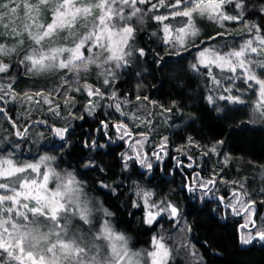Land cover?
Returning a JSON list of instances; mask_svg holds the SVG:
<instances>
[{
	"label": "trees",
	"instance_id": "obj_1",
	"mask_svg": "<svg viewBox=\"0 0 264 264\" xmlns=\"http://www.w3.org/2000/svg\"><path fill=\"white\" fill-rule=\"evenodd\" d=\"M164 3L167 5L169 0ZM242 3V22L222 21L220 24L215 18L194 13L192 23L196 32L195 35L190 33L183 46L174 39L166 43L163 24L151 18L168 14L171 9L158 6L152 10L150 5L138 4L143 10L138 14L143 17L142 22L137 17L129 21L136 29L129 42L132 56L128 57L127 64L122 63L118 68L113 64L110 71L113 76L107 77L109 85L103 84L106 77L100 73L104 71L95 67L86 72L81 70L79 75L58 67L43 71L33 69L24 56L33 48L42 47L47 51L53 41L45 38L37 45L32 38L25 37L11 52L0 53V60L10 66L8 72L0 73V83L5 88L0 92L4 97L0 100L3 110L0 112V156L11 153L14 161L28 163H38L42 156L53 157L48 163L57 173H72L85 193L99 201L87 224L71 210L68 213L72 227L89 238L99 235L107 221L115 232L127 237L131 247L147 249L153 233H166L160 229L172 228V219L161 221L160 218L152 225L144 222V205L136 195L143 187L153 192L154 198H167L179 209L181 218L192 229L189 237L199 253L198 264H264V243L255 239L244 244L239 239L241 215L234 214L217 198L192 199L185 187L187 179L191 180L197 173L199 177H214L217 192L222 197L229 195V185L240 189L243 185V192L257 207L254 228L264 227V114L247 105L220 99V93L224 92L221 83L230 74L227 69L211 67L219 81L217 84L208 75V69L192 68L199 50L226 45L233 37L248 33L250 25L259 26L262 31L258 34L264 36V0H242ZM117 8H123L125 16L128 15L126 5L117 2L113 10ZM225 11L234 15L240 9L226 5ZM51 18L48 13V23ZM181 20L178 17L164 21L172 26L173 36ZM137 49H143L144 55ZM85 82L100 88L105 95L89 97ZM113 91L118 101L111 99ZM37 92L51 94L52 105L44 103L40 96H34L32 101L25 98V94ZM210 95L212 103L208 101ZM66 98H71L68 103H65ZM37 100L40 103H36ZM89 101L97 104L92 114L88 111ZM116 102L142 121L151 120V126L141 122L137 127V121L115 112L110 105ZM55 105H59V115L49 111ZM101 120L123 121L136 135L145 133L148 149L167 137L166 156L149 171L132 160L127 161L129 167L124 168L121 154L126 144L116 138L117 132L112 127L100 131ZM64 127L68 132L61 139L54 129ZM25 128L26 133L15 134ZM93 141L97 146H90ZM214 145L219 154L210 151ZM46 170L41 167V171ZM134 204L139 206L134 207ZM96 243L105 245L107 242L98 239ZM181 262L176 258L171 264Z\"/></svg>",
	"mask_w": 264,
	"mask_h": 264
},
{
	"label": "snow or ice",
	"instance_id": "obj_2",
	"mask_svg": "<svg viewBox=\"0 0 264 264\" xmlns=\"http://www.w3.org/2000/svg\"><path fill=\"white\" fill-rule=\"evenodd\" d=\"M12 2V0H10ZM119 2L126 5L129 9L128 15L125 16L123 8L113 10V6ZM48 0H36L34 6L25 4L24 7L29 12L35 8L39 11L40 5H46ZM138 4L150 5L152 10H156L158 6H164L171 11L168 14H159L151 17L157 22L163 24V33L165 42L175 40L183 44L185 35L191 33L195 35V26L192 23L194 13H207L210 18H215L219 21L242 22L244 19V4L242 0H169L165 5L164 0H157V3H152V0H80V5L77 6L75 0H63L62 3H57L52 9V20L47 24L42 33L32 35V39L37 45L41 44L45 38L53 36L58 30L69 29L71 47H49L48 51L43 48H33L31 53L24 56V60L30 62L33 69L43 71L53 67L69 69L79 75L80 71H87L90 65H96L98 68L101 65L97 64V58L94 55H85L86 52L91 53L93 48L99 47L103 52L107 53L104 57L103 64L115 62V67H120L121 64H127L128 57L132 56V49L129 42L134 37L135 28L129 21L133 17H137L141 22L142 9L137 7ZM226 5H233L240 9V12L232 15L225 11ZM19 5L9 8L8 3L0 0V8L7 9L11 13L16 12ZM93 8L97 10L96 15L91 21V29H88L85 24V34L73 33L71 29L75 26L78 17L87 18L92 15ZM264 11V9H262ZM182 18L180 26L173 29L170 24L164 23L170 19ZM123 22V23H121ZM38 27L44 28V25ZM29 28L25 25V30ZM249 31L253 32V39H248L239 46L238 49H233L230 52L221 54L219 50L205 49L199 52L197 64L192 65V68L199 70L198 66H203L208 69V75L213 82L219 83L216 77L211 72V67L215 66L221 70L227 69L230 72H237L239 68L244 76L245 82L254 81L258 86L259 96L264 101V79L257 75V70L264 76V58L253 60L252 54L260 55L264 53V36L256 35L261 32V28L257 25H250ZM31 35V32H29ZM255 44V46H254ZM88 45V47H86ZM141 56L144 55L143 49H137ZM5 52V47L0 44V53ZM67 53V59L62 58L63 54ZM9 65L0 60V73H6L9 70ZM100 75L105 76L103 84L109 85L108 76H113L110 71L101 72ZM253 87V84H249ZM11 85L9 84V88ZM84 87L87 89L89 97L105 95L98 87H93L85 82ZM79 91V88H76ZM5 88L0 83V92H4ZM230 91V89H229ZM51 94L37 92L32 95L25 94V98L32 101L34 96L43 98V102L52 105V100L49 99ZM3 95H0V100H3ZM15 98V97H13ZM66 98L65 103L69 102ZM111 99L118 101L117 93H111ZM137 99H140L137 97ZM144 99H147L145 97ZM220 99H226L233 103H243L239 96H221ZM209 103L213 102V97L208 96ZM40 103L39 100L35 101ZM128 101H124L127 103ZM97 107L93 101H89V114H92ZM114 107L115 112L126 119L137 121V127L141 122L151 126V120L142 121V118L135 113H127L122 109L120 102L110 105ZM264 107V104L261 105ZM59 105L50 107L49 111L55 115H59L57 109ZM3 110L0 109V112ZM170 111V109H165ZM46 123V121H40ZM100 131H105L109 127L115 129L117 133H121L120 139L131 137L132 131L123 121L101 120L99 121ZM28 131L27 128L23 131H16V135H22ZM55 134L63 139L68 132L67 127L54 129ZM106 134V133H105ZM143 139L136 140L132 145L134 155L127 156L121 154L124 168H128V160L138 161L142 166L151 169L153 164L148 159L147 153H142L137 150L143 148L148 137L145 133H139ZM167 137L157 145L158 151H152L151 156L155 159H160L166 154ZM218 143H222L218 142ZM90 146H97L96 143L90 142ZM211 152L217 153V146L214 145ZM205 155L208 154L206 151ZM219 154V153H217ZM53 157L42 156L38 163L16 162L12 158L11 153L8 156H0V264H138L133 260V257L139 256V253H132L128 247V239L125 235L116 233L112 230L107 221L103 225L99 235H93L91 238L81 233L78 228L72 227V218L68 215L70 210L79 209L74 212L84 223H89V208L87 202H81L80 182L72 173H66L61 176L48 163ZM191 159V158H189ZM47 169L41 172V167ZM90 166V165H89ZM189 167L192 165L189 164ZM35 174V175H33ZM56 180L55 188H49L50 179ZM196 180H199L197 173ZM235 183V182H233ZM215 178L201 181L199 187L205 188L207 191L211 189L209 185H215ZM107 187V185H104ZM241 191H233L232 200L227 204V207L236 215L243 212H249L255 202L248 199L245 202L247 193L243 192V185L240 186ZM194 190V189H193ZM136 195L143 200V205L148 209L145 215L144 222L152 225L157 222V218L163 214H167L169 218L175 220L180 216L179 209L168 201L153 202L149 204V198L153 195L149 191L140 188ZM223 200V197H220ZM134 207L139 205L134 204ZM154 209V211H153ZM110 215V213H105ZM254 224V221H252ZM244 227H247V222ZM190 226L183 228L184 232H190ZM256 238L264 240V227L257 229L255 234H249L242 237V243L249 244ZM103 239L107 243L98 245L96 240ZM164 237L153 238L155 250L147 253L152 258L151 264H166L167 258L170 256V250L166 247ZM188 253L194 258L196 264L199 262V257L191 245L186 246Z\"/></svg>",
	"mask_w": 264,
	"mask_h": 264
},
{
	"label": "rangeland",
	"instance_id": "obj_3",
	"mask_svg": "<svg viewBox=\"0 0 264 264\" xmlns=\"http://www.w3.org/2000/svg\"><path fill=\"white\" fill-rule=\"evenodd\" d=\"M4 3L9 4V8L14 7L16 5H19V7L16 8L15 13L9 12L7 9L0 8V44H3L5 47V52H11L15 46L25 38H32V35H36L38 33H41V31H44L47 24L48 20H46V15L49 13L50 16H52V9L57 3H62L63 0H48V3L46 5H40L39 6V11H36L35 8H33L32 11H28L25 9L24 5L28 4L30 6H34L36 4V0H3ZM75 3L77 6L80 5V0H75ZM97 10L93 8L92 15L88 16L86 19L83 17H78L75 26L71 29V32L73 33H79V34H85V24H87L88 29H91V21L93 17L96 15ZM199 14V13H198ZM206 17H209L207 13L201 14ZM51 18V20H52ZM210 18V17H209ZM212 19V18H211ZM214 19V18H213ZM51 22V21H50ZM49 22V23H50ZM220 24H223L222 21H219ZM25 25H28L29 28L26 31L25 30ZM39 25H44V28L38 27ZM249 27H247L246 32L242 37H233L230 42H228L226 45L223 46H217V47H206L204 49L199 50L195 54V63L197 64L199 52L205 49H214V50H219L221 54L227 53L232 51L233 49H238L241 44H243L245 41L248 39H253V32L248 30ZM31 32V35L29 34ZM190 35L187 34L185 35L184 42L183 44H180L176 41V43L180 46H183L187 37ZM256 35H259L256 33ZM52 38L53 43L51 42V46L49 47H71V40L73 37L70 35L69 29L65 28L62 30H58L56 33L53 34V36L48 37ZM255 46V44H254ZM48 48L47 51H48ZM88 47V45H86ZM85 55H94L97 58V64L101 65V67H97L96 65H90L89 68L95 67L99 70H102L104 72L106 71H112L113 70V64L115 62H109L107 64H103L104 57L107 55V53L103 52L102 49L99 47L93 48L91 53L86 52ZM63 58L67 59V53L63 54ZM251 58L253 60H260L264 58V53H261L260 55L252 54ZM230 72V71H229ZM257 75L260 76V78L264 79V76L260 74V70H257ZM249 84H253V87H249ZM222 90L224 91L223 94L220 93L222 96H239L241 100H243V103H233L228 100L229 103L232 104H241V105H247L251 108H253L255 111H257L260 114H264V107H261L262 104H264V101L260 99L259 96V90L258 86L254 84V81H248L245 82L244 76L241 74V70L238 68L237 72L233 73L230 72V74H227L226 77H224L222 83ZM230 89V91H229ZM132 131V130H131ZM133 135L131 137H125L122 141L126 144V150L122 153L124 154L125 159L127 156L134 155L133 147L132 145L135 143L136 140L143 139L142 136L136 135L134 132H132ZM121 133H116V138L121 140L120 137ZM147 136V135H146ZM148 139L147 142L144 144L143 148L140 149L139 146L137 147V150H140L142 153H147L148 154V159L150 162L154 164L160 163L166 154L162 155L160 159H155L154 157L151 156L152 151H158L157 146L152 147L151 149H148ZM129 161V160H128ZM141 169L149 171L150 169L142 166L138 161H135ZM43 172V171H41ZM66 173H69V171L61 172V176H64ZM35 175V174H33ZM197 175V174H196ZM194 175L193 179V184L199 185L201 181L208 180L209 178L213 177H207V176H200L199 180H196ZM74 176V175H73ZM56 184V180L54 181H49V188L54 189ZM191 183H186L185 185H190ZM81 187V186H80ZM211 190L207 192L205 188H200L198 190H195L197 194V198L202 199L203 197L207 196H217L220 195L222 197V194L217 192L216 184L215 185H209L208 186ZM145 191H148L147 189L141 187ZM82 191L80 194V200L81 202H87V207L89 208V215L91 212L96 211L97 206L99 204V201L95 197H91L90 195H87L83 188L81 187ZM140 189V188H139ZM229 195L227 197H223L224 199L221 200L223 203L226 205L232 200V193L233 191H241L239 187L229 185ZM3 190H0L2 192ZM151 192V191H149ZM153 194V192H151ZM195 196V195H194ZM196 198V199H197ZM141 203L143 204V200L139 197ZM249 197H245V202ZM168 201L175 205L172 201H170L167 198H163L162 196H158L157 198H154V195H152L149 198V204L156 202L159 203L160 201ZM96 206V207H95ZM176 206V205H175ZM255 203L252 205V209L249 210V212H243L242 216V224L240 226V232H241V238L246 237L247 235L255 234L256 230L255 228H251L252 226V221H254V217L252 219V216L255 214ZM144 218L146 215V212L148 209L144 207ZM73 213L78 212L79 209H73L71 210ZM154 211V209H153ZM232 211V210H231ZM161 218L162 220H168L172 219L167 216V214H163L162 216L157 218L158 223ZM173 222V227L170 228L168 227H163V229L166 233L164 232H158V233H153L152 238L149 243V247L146 249V247L143 248H134L131 247L129 242H128V247L130 249V252L132 253H139V256L133 257L134 261H137L138 264H151L152 258L147 255V253L152 252L155 250L154 244H153V238H160L161 236L164 237V243L166 247L170 250V256L167 258L166 264H171V261H173L176 258H180L182 262L180 264H195V260L193 257H191L188 253V248L186 247L187 245H191L192 248L195 250L199 257V253L195 247V245L191 242L190 237H189V232H184L183 228L186 227V222L181 218V216L172 219ZM247 222V227H244L245 223ZM177 225V224H179ZM110 227L113 230V227L111 224L108 222ZM162 224V223H161ZM164 224V223H163ZM104 225V224H103ZM170 228V229H169ZM114 231V230H113ZM115 232V231H114ZM117 233V232H116ZM242 242V239H241ZM245 244V243H244ZM200 258V257H199ZM179 264V263H178Z\"/></svg>",
	"mask_w": 264,
	"mask_h": 264
},
{
	"label": "flooded vegetation",
	"instance_id": "obj_4",
	"mask_svg": "<svg viewBox=\"0 0 264 264\" xmlns=\"http://www.w3.org/2000/svg\"><path fill=\"white\" fill-rule=\"evenodd\" d=\"M192 166H193V164H192ZM195 173H193L192 174V176L194 175ZM194 177V176H193ZM193 177H192V179H193ZM189 180V179H187V182L186 183H191L190 185H185V187H186V189L190 192V194L192 195V199H196L197 198V194L195 193L196 191L195 190H198V189H200L201 187H199V185H196V184H193V180ZM194 189V190H193ZM207 192H209V191H207ZM195 195V196H194ZM218 196V197H217ZM217 196H205V197H207V198H210V199H216L217 198V200H218V202L220 203V204H223V205H225V206H227L225 203H223L222 201H221V199H220V195H217ZM257 208V207H256ZM256 211H257V209H256ZM256 211H255V213H256ZM243 214V213H242ZM242 214H240V215H242ZM255 215V214H254ZM254 217V216H253ZM241 224H242V222L239 224V228H240V226H241ZM255 227V221H254V224H252V226H251V228H254ZM257 239V238H256Z\"/></svg>",
	"mask_w": 264,
	"mask_h": 264
},
{
	"label": "water",
	"instance_id": "obj_5",
	"mask_svg": "<svg viewBox=\"0 0 264 264\" xmlns=\"http://www.w3.org/2000/svg\"><path fill=\"white\" fill-rule=\"evenodd\" d=\"M144 170V169H143ZM218 197V196H217ZM256 206H255V211H256ZM240 215V214H239ZM252 219H253V216H252ZM239 239H240V241H241V232H240V230H239ZM257 239H259V238H257ZM263 243H264V240H261Z\"/></svg>",
	"mask_w": 264,
	"mask_h": 264
}]
</instances>
